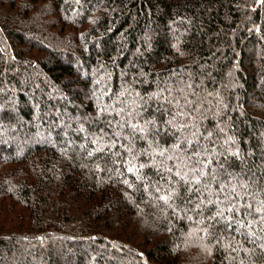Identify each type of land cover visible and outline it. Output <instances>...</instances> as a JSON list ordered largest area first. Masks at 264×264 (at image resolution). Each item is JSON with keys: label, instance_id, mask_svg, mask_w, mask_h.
<instances>
[{"label": "trees", "instance_id": "16d2710c", "mask_svg": "<svg viewBox=\"0 0 264 264\" xmlns=\"http://www.w3.org/2000/svg\"><path fill=\"white\" fill-rule=\"evenodd\" d=\"M0 264H264V0H0Z\"/></svg>", "mask_w": 264, "mask_h": 264}, {"label": "snow or ice", "instance_id": "6c2138e0", "mask_svg": "<svg viewBox=\"0 0 264 264\" xmlns=\"http://www.w3.org/2000/svg\"><path fill=\"white\" fill-rule=\"evenodd\" d=\"M132 169H129V171H131Z\"/></svg>", "mask_w": 264, "mask_h": 264}]
</instances>
